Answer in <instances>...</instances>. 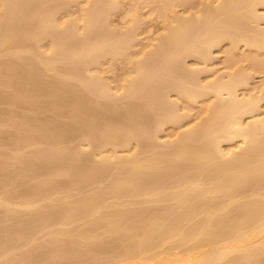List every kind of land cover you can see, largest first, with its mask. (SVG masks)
I'll return each mask as SVG.
<instances>
[{
  "label": "rangeland",
  "instance_id": "obj_1",
  "mask_svg": "<svg viewBox=\"0 0 264 264\" xmlns=\"http://www.w3.org/2000/svg\"><path fill=\"white\" fill-rule=\"evenodd\" d=\"M229 1L0 0V24L2 26V21L10 15L9 27L13 26V31L8 28L11 34L7 31L13 37L11 40L10 36L4 38L6 27L4 30L1 27L5 34L0 33V164L5 163L7 170L15 172L19 167L22 170L21 164L25 163L27 171L23 168L19 172L31 173L29 165L33 172L32 178L28 174L32 180L27 183L14 179L6 183L0 176V264H91L95 261V264H114L121 260L119 254L124 255L126 249V252L133 249L136 254L138 247L143 256V247L147 243L152 247L157 236H163L158 238L163 240L159 247L157 238L154 240L156 253L164 252L161 247L170 244V247L177 245L174 249L180 246L177 251L183 249V255L188 256V250L198 239H207L205 236L210 234L214 237L215 231L208 233L215 224L207 235L203 237L200 231L199 236L191 240L192 234H197L195 225L206 221L208 203L216 201L213 202L215 207L219 203L220 209L213 208V212L219 210V216L226 208L223 210L220 205L228 198L233 199L231 202L236 206L231 208V203L228 212H236L237 217L238 212L244 213L251 220L253 214L249 215L244 206L240 209L236 204L253 200L255 189L253 195L250 194L253 199H246L249 192L244 193V199L242 191L237 195L235 191L241 185H234L233 190V186L224 188L231 181L230 174L223 176L229 178L227 181L217 176L218 169L216 172L213 169L223 167L229 158L222 157V152L218 154L216 147L222 148L223 154L235 149L239 158L246 150L244 146L254 149H250L253 142L243 144L240 138L234 135L238 139H233L230 135L221 137L217 146L212 138H207L221 131L218 127L226 129L224 125L232 117L229 112L221 111L227 102L222 97L226 96L221 97L206 86L223 76L224 80L232 77L239 82L236 87L239 100L254 101L245 108L246 113L243 108L237 110L242 114L244 111L242 120L264 118V5L253 2V9L249 11L250 0H231L234 5ZM227 2L233 6H228ZM241 34L253 42L249 39L247 44L240 40ZM11 76L14 85L9 80ZM23 83L28 85V88L24 85L26 90L22 88ZM15 85L19 89L15 90ZM21 89L25 92H20ZM199 131L204 134L193 135ZM256 135V138L252 136L254 141L261 140L258 146L255 143L257 156H251L248 161L260 162L259 167L264 168V159L259 161L264 153V132ZM201 136L204 141L200 140ZM198 140L202 143L210 140L209 144L206 142L210 147L206 148L210 149L211 156L194 159L191 153L186 154L192 145L201 143ZM46 146L51 149L47 150L49 153ZM41 151L47 152L46 156ZM48 155L57 163L49 165ZM40 160L47 167L41 165ZM231 165L228 169L225 164L224 169L239 170L242 164L239 166L234 160ZM235 165L239 168L233 167ZM249 171V177L256 173L258 178H264V169L261 173L255 169ZM19 172L13 174L17 177ZM39 175L42 181H38ZM256 179L252 180V187L257 189L262 183L258 182L260 179L255 183ZM250 185L246 184L247 189ZM238 194L243 197L242 201ZM260 194L264 206V193ZM260 197L257 196V200L261 201ZM27 203L29 206L25 205ZM204 204L208 205L207 210ZM191 205L189 210L187 207ZM259 205L258 211L263 208ZM199 206L206 214L197 209ZM172 208L177 209L176 212H171ZM187 209L195 212L184 218L183 212ZM255 213L259 214L257 210ZM231 214L233 216H225L227 219L223 215L224 219L218 222L223 224V220L233 217L227 222L232 227L236 220L238 224L244 217L237 219L236 214ZM258 216L252 218V224H256ZM254 219L257 221L253 222ZM222 224L218 225L222 227ZM183 228L185 235H182ZM164 229L167 233L173 231L166 237ZM146 237L154 239L151 243L146 240L142 247L141 242ZM257 238L254 240H259ZM133 245L135 249L131 248ZM147 246L144 252L154 251L155 247L153 250L148 247L150 251ZM263 249L257 248L252 253L248 250L251 258L247 259L248 251L242 250L246 262L240 258L241 263L263 264ZM258 252H261L257 255L260 258L255 257ZM158 254L148 256L154 258L150 264H159L164 256L155 260ZM239 254L236 253V264ZM146 256L147 253L144 258L140 257L144 260ZM231 256L233 258L235 253ZM140 257L137 262L141 261ZM132 260L128 261L132 264L136 258Z\"/></svg>",
  "mask_w": 264,
  "mask_h": 264
},
{
  "label": "bare ground",
  "instance_id": "obj_2",
  "mask_svg": "<svg viewBox=\"0 0 264 264\" xmlns=\"http://www.w3.org/2000/svg\"><path fill=\"white\" fill-rule=\"evenodd\" d=\"M232 1H233V0H232ZM229 2H230V3H233L234 1L231 2V0H230ZM229 2H227V5H228V6H229V5H231V6L234 5V3H233V5H232V4H230ZM249 2H250L251 4H250ZM249 2H248V5H247V6H249V11H251V10L253 9V6H254V5H253V2L256 3V5H258V4H262V5H264V0H250ZM237 3H238V2H237ZM250 5H251V7H250ZM245 9H248V7L245 8ZM250 9H251V10H250ZM3 18H4V17H3ZM5 18H6V20H3V21L1 20V21L3 22V24H2V26H1V24H0V29H1V30H0V33L3 32L4 27H6V28H5L6 30H4L5 32H7V31L9 32L8 28H9V29L11 28L12 30H11V29H10V30L13 31V26H12V27H11V26L9 27L10 23H9L8 20H9V18H10V15H7V17H5ZM4 21H7V22H4ZM4 24H5V25H4ZM11 24H12V23H11ZM1 27H3V30H2ZM11 31H10V32H11ZM8 32L6 33V35H4V38H6V37L8 38V36H10V35H9L10 32H9V33H8ZM3 33H4V32H3ZM3 33H1V34L3 35ZM4 34H5V33H4ZM10 34H11V33H10ZM12 34H13V33H12ZM5 36H6V37H5ZM12 38H13V37H12ZM12 38H11V36L9 37L10 40H11ZM0 39H2L1 36H0ZM239 39H240V40H243L245 43L247 42V44H248V43H249L248 41H249L250 38L248 39V38L245 37L243 34H241V38H240V36H239ZM250 41H252V40L250 39ZM252 42H253V41H252ZM256 42H257V41H256ZM210 43H211V42H210ZM214 43H215V41H214L213 43L210 44V47H211L212 44H214ZM63 52H64V50H63ZM0 68H1V67H0ZM13 68H15V67H13ZM11 69H12V67H11ZM0 70H1V69H0ZM230 78H231V79H226V80H224V76H223V77H221V79H219V80L217 79V81H215V82H214V81H213V82H210V83H208V84L206 85L207 88L209 87V89L212 90V91H214L217 95H220L221 97L224 96V95L226 96V97H222V98H224V99H227V100H224L225 102H226V101H227V102L225 103L226 105L224 104V106L221 107V111H222L224 114H227V113L229 112V113H228L229 116L232 115V117L230 116L229 123H228L227 125H224V126L230 127V130H229L227 127H226V129H227L228 131H227L226 129H223V127H218L217 130H219V128H222L221 131H219L221 134H220L219 132H216V134L212 133V134H214V137H215V135L217 136V139H216V137L214 138L213 135H210V134L208 135V136H210V137H207V138H212L211 140H213L214 143H215L217 146H219V143H220L219 140H220L221 137L224 138V137H228V136L231 135V138H233V139H234V138H235V139L240 138V139L242 140V143H243V144H245V143L248 144V142H249V143H252V142H253L254 144H253V143L251 144L250 149H251V147L255 149V148H256V147H255V145H256L255 143H257L256 146H258V144H259V142H258L259 139H256L257 142L254 141L255 138H256V136H257L256 134H257V133H260V131H261V132H264V131L261 130V129L264 130V118H262V117H261V118H259V117H258V118H257V117H256V118H252L253 120L251 119V120H249V122H248V121L245 122V121L242 120L241 117H242V115L244 114V111L242 110V112H243V114H242L241 112H238L237 110L239 109V111H240V108H243V109L246 108V109H247L248 107H250L251 103H254V101L252 102V100H250L249 98H248V100H247V99L239 100L238 96L236 95V93H237V89H236V87H238V85H240V84H239V82L237 83V80L234 81V79H232V77H230ZM9 80L12 82V84H11V82H10L9 84L14 85V84H13L14 81H12V76L10 77ZM9 80H8V82H9ZM13 80H14V77H13ZM8 82H7V83H8ZM15 84H16V83H15ZM18 84H20V83H18ZM18 84H17V85H18ZM6 85H7V84H6ZM24 85H27V83H23V85H22L23 87L20 86V85H18V86H20V87H22L23 89H25L26 86L24 87ZM29 85H32V84L29 83ZM8 86H9V85H8ZM18 86H17V87H18ZM17 87H16V85H15V88H14V87H12V88H14V89L16 90ZM204 87H205V86H204ZM27 88H28V85H27ZM27 88H26V89H27ZM18 89H19V87H18ZM23 89H21L20 92H25L26 89H25L24 91H22ZM18 91H19V90H18ZM18 93H19V92H18ZM20 94H21V93H20ZM3 96H6V95H3ZM6 97H7V96H6ZM0 98H1V96H0ZM4 98H5V97H4ZM7 98H8V97H7ZM222 98H221V99H222ZM2 99H3V98H2ZM17 99H18V98H17ZM222 100H223V99H222ZM246 109H245V113H246ZM230 112H231V114H230ZM247 112H248V111H247ZM240 113H241V114H240ZM240 115H241V116H240ZM230 120H231V122H230ZM257 130H258V131H257ZM214 132H215V131H214ZM190 133H191V132H190ZM199 133H200V134H199ZM255 133H256V134H255ZM203 134H204V132L201 133L200 131H199L198 133H195V134H194V132H193V135H198V136H200V135H203ZM218 134H219V135H218ZM254 134H255V136H254ZM205 135H207V134L205 133ZM205 135H204V137H205ZM226 135H227V136H226ZM234 135L237 136L238 138L235 137ZM258 135H259V134H258ZM85 136H86V135H85ZM87 136H88V135H87ZM232 136H233V137H232ZM252 136L255 137V138H252ZM88 137H89V136H88ZM96 137H98V136H96ZM251 138H252L253 140H252ZM89 139H90V138H89ZM89 139L86 137V140L89 141ZM215 139H216V142H215ZM227 139L230 140V138H227ZM227 139H224V140H227ZM233 139H231V140H233ZM200 140L204 141V140L202 139V136H201V139H200ZM205 140H206V139H205ZM241 140H240V141H241ZM91 141H92V140H91ZM91 141H90L89 143H91V145H92L93 141H92V142H91ZM198 141H199V140H198ZM207 141H208V144H209L210 140H207ZM207 141H206V142H207ZM221 141H222V140H221ZM251 141H252V142H251ZM259 141H261V140H259ZM47 142H48V141H47ZM199 142H201V141H199ZM206 142H204V143L201 142L200 144L198 143L200 146H199V145L197 146L196 144H195V146L192 145V146L190 147V150L187 151L188 153H186V152H185V153L188 154L189 156H190V153H191V157H193V158L195 157L196 159H200V158L203 159L204 156H207V157L211 156V155H210V154H211V153H210V149L207 150V148H206V147H210V145L207 146V143H206ZM262 142L264 143V141H262ZM44 143H45V142H44ZM105 143H106V142H105ZM183 143H185V141H184ZM205 143H206V144H205ZM211 143H212V142H211ZM45 144L47 145V143H45ZM102 144H103V143H102ZM48 145H50V142H48ZM203 145H206V146H203ZM252 145H253V146H252ZM263 145H264V144H263ZM100 146H101V145H100ZM103 146H104V145H103ZM46 147H47V146H46ZM46 147H45V148H46ZM50 147H51V146H50ZM96 147H98V146H96ZM193 147H194V148H193ZM202 147L205 148V150H204ZM47 148H48V147H47ZM47 148H46V151H47V150L51 151L50 148H48V149H47ZM192 148H193V149H192ZM217 148H218V149H217ZM243 148L246 149L245 152H243V154L240 153V154H241L240 157H239V158H236V156H237V157L239 156V153H237V155H236V152H237V151H235V149H234V150H231V149H230V151L228 150V151H226V152L223 154L224 151H221V150H223V149H222V148L220 149L219 147H216V148H215V151H216V152H219L218 154H220V153L222 152V154H221V156L223 155L222 157L228 156L230 159L228 158V159L225 160L226 163H224V164L222 165L223 167H221L223 170H222L221 168L219 169V167H218V168L213 169V171H215L216 169H218V173H219V174H218L217 176H220V177L223 178L224 180L226 179V180L228 181V179L230 178L231 181H228V183H229L230 185H229L228 183H226L227 181H225V182L223 181V183H226V184H227V185H225V186H228V185H229L228 187H225L224 184H223L224 188H229L230 186H231V187L233 186V187L231 188V189L233 190L234 185H237V186L239 185V187H240V185H241V187H242V186H243V187H246V184H247V185H248V184H251V185H250V187H251L250 189H253L251 192H250V189H247V188H249L248 186L246 187V189L244 188V190H242L243 187H242V188L240 187L239 190H235V191H236V195H237V193H239V192L242 191L241 194L243 193L242 196H243L244 199H245L246 195L244 196V193H248V192H249V197H248V195H247L248 198L246 197V199L248 200V199H253V198L255 199V198H256V199H255L256 201H255L254 199L251 200L252 202H251L250 200H248V201H247L248 204H246L247 202H246V201H245V202L242 201V200H243V199H242L243 197L240 196V195H239L240 193H239V194H238L239 197H238V196H236V197H238L239 200L242 199V200H241L242 202H240V203H238V204H236L235 201H234V202H235L236 205H239L240 209H241L242 206H244L245 209H244V207H243L242 210H243V209H244V210L247 209V212H250L249 215L253 214V216L251 215V217H250L251 220H253L252 218L254 217V215H255V216L257 215V214L255 213L256 210H257V213H259V214H258L259 216L257 215L259 219H257L258 221L255 220V219L257 218V216H256V217H254V218H255V219H254L255 221H253V222H256V221H257L256 224H252V221H251L250 219H249V220L247 219V218H249L248 215H246L247 217L244 216V213H242V212H245V211H242V212L240 211L242 214H240V213L238 212V215H239V216H242V215H243L247 220L244 219V217H241V218H240L239 216L237 217L236 212H234V211L231 212V211H230L231 213L236 214L237 219H238V218H240V219L243 218L244 220L242 219V221H240V219H239L238 224H237V220H236V225H238V226H236L235 224H234V225L232 224V225H233V226H232V227H233V230L231 229L232 227L228 226L229 221H231V219H232L233 217H232L230 220L228 219L229 221H228V220H223V222H225L226 225H227V226H226L225 223H223V224L225 225V226H224L221 222H218V221H219V220L222 221V219H224V217L227 216L228 214H229V216H227V217L233 216V214H231L230 212H228V211L231 210V209L228 210V208H227V207H229V205L233 202V199L228 198L229 200L227 199L226 202L223 201V202H224L223 206H222V204H221L220 206L222 207L223 210H224V208L226 207L225 210H226V209H227V210H226V211L224 210V213H225V214H224L223 212H222L223 214L219 212V214H220L219 216H217V213H218L219 210L213 212V208L215 207V204L213 205V202H216V201H213V202L211 201V203L209 202L210 204L208 203L209 206L206 204L208 207L204 204V209L207 210L206 207L208 208V210H207V214H206V211H205V210H204L205 212L202 211L203 209L201 210V206L197 207V209H200L203 213L206 214V215H205V216H206V221H205V220H202L201 223L199 222L201 225H200V224H196V225H195L196 228H197V225H199V226H198L199 230H198V229L196 230V228L192 227V229L194 228L195 231H197V234H196V232H194V230H192V232H194V236H193V234H192V238H191V237H190L191 234H190L189 238H191V240H192V239H195V237H198V236H199L198 234H199L200 231H202L203 234H201V235L204 237V234L207 235L208 231H211V227H212V225H214V224H215V225L213 226L214 228H215L219 223L222 224V225H221L222 227H220V225H218V226H219L221 229H222V228H223V229L221 230V232H219L218 230H219L220 228L217 226V227H218V228L216 227V229H217V231H218V232H217L216 229L214 230V228H212V232H209L208 235H209L210 233H213L214 231L217 232V233H219V234H217V233L214 232V233H213V234H214V237H212L213 235H211V234H210V236H205V238L207 237V239L209 238V240H211L210 242L205 241V240H207V239L202 238L201 235H200L201 239H203L204 241L201 240V239H198V240H197L198 242H197V241L194 242L195 244L193 243V244H192L193 246L191 245V250H190V249L188 250V251H190V252H189V253L185 252V253L189 254L188 256H184V255H183L184 252H181V251L183 250L182 248H181L182 250L179 251L180 253L177 251V250H179L178 248H180V246H178L177 249H174V247L176 248L177 245L174 246V247H170V244H169V245H168L169 248H168V246L165 245V246L169 249V250H167V248H166L165 246H163L164 242H163V244H162L163 247H161V248H164V249H165L164 252H163L162 250H160V252L157 251V253H156V251H155V250H156V247H155V246H157L156 244H154L155 249H154V251H152L153 248H154V247H153V242H154V240L157 238V239H156L157 241L155 240L156 242H158V243H157V244H158L157 247L160 246L159 243L163 240V239L161 240V238L158 239L159 237H163V236H157L155 239H154V238H151L152 240L154 239L153 242H152V244H151L153 248L150 246L152 250L149 249V248H150V247H149L150 244L147 243L148 240H150V243H151V239H150L149 237H146V238H148V239L145 238V240L142 241V242L140 241V242L142 243V247H143V242H146L148 246L146 245V243H144V244L147 246V248L149 247L148 249H149L150 251H152V252H154V253H152V252H151V253H149V252H144V250H146V246L143 247V248H144V250H143V256L140 255L139 252L142 251V250H139L138 247H137V251H138V252L136 251V254H139V255H136L135 252H132V251H134L133 249L131 250V252H129L130 250H128L129 253L126 252V251H127V249H126V251L124 250L125 252H123L124 255H122V253L120 252V254H119L120 257H118V259H119V258L121 259V260L119 259L120 261L117 262V261H114V259H113V261H114L115 263H117V264H131L130 261H128L129 259L132 260V258H133V260H135V258H136V261L133 262V263H135V262H137V258H138V257L141 256L142 258H144V256H145L146 253H147V256H146V258H145V259H146V262H145V259L142 260L141 257H140V259H141V261H142L143 263H145V264H150V263H151L150 260H154V258H153V259H149L148 256H151L152 254H158V253H159V254H161V255L158 254V256H156L155 260L158 259V257L162 256V254H163V256H164L163 258L160 259V262L157 260V261L159 262V264H221V263H223V262H224L223 264H233V263L236 264V263H235V261H236L235 259L237 258V257H236V256H237L236 253H237V254L240 253V254H239L240 257L238 256V262L241 263V259H240V258L245 257V255H246L245 258L247 259V258L249 257V255L252 253V251H255V252H256V251H257V250H256L257 248H259L260 250H261L262 248H264V235H263V233H264V206H263V204H261V203H263V201H262V196H261V194H260V193H264V181H263L264 178H262V179L258 178L259 175L256 174V173H255V176H256V177H255V176H254V177H251V176H252V175H251V176H250L251 178H250V177L248 176V175L251 174V172L249 171L250 169H252V170L255 169V170H257V171H259V172L261 173V170H263L264 168H260V167H259L258 164H259L260 162H259V163H256V162H255V163H254V162L252 163V162L250 161V162L253 164V165H252V164L248 161V160H250L251 158H253V157H251V156H253V155H255V157L257 156V155L255 154V153H256L255 151H257L256 149H255V151H254V149H252V150H248L249 148H246L245 146H244ZM100 149H102V147L99 148V150L97 149V151H100ZM216 149H217V150H216ZM219 149H220V150H219ZM240 149H241V147H239L238 151H239ZM244 149H242V151H243ZM191 150H192V151H191ZM49 151H47V152L49 153ZM189 151H190V152H189ZM252 151H253V152H252ZM41 152H43V153H41V154H44V155H45V153H47V152L44 153V151H41ZM239 152H241V150H240ZM254 152H255V153H254ZM253 153H254V154H253ZM41 154H40V155H41ZM183 154H184V153H183ZM206 154H207V155H206ZM224 155H225V156H224ZM34 156H37V154L34 155ZM45 156H46V155H45ZM263 157H264V153L262 154V158H259L260 160L257 159V161H258V160H259V161L263 160V159H264ZM36 158H37V157H36ZM195 158H194V159H195ZM205 158H206V157H205ZM249 158H250V159H249ZM47 159L50 160V161L48 160V164L50 163L49 165H52V163H54V162L57 163L54 159L52 160V158H51L49 155L47 156ZM57 159H58V158H57ZM57 159H56V160H57ZM102 159H103V157H102ZM236 159H238L240 162L238 163ZM51 160H52V161H51ZM59 160H60V159H58L57 161H59ZM100 160H101V159H100ZM231 160H232V161H231ZM234 160H235V164H237V165L242 164V165H241V169H240L238 166H236V165L233 166V167H235V168H236V167L239 168V170H238V169H235V171H237L236 174H235V171H234V169H233L232 167H230V169L232 168V171H233V172H232V171L228 172L227 169H224L225 164H227V167H228V169H229V166H230L231 164H234ZM61 161H62V160H61ZM61 161H60V162H61ZM102 161H103V160H102ZM227 161H229L231 164L227 163ZM245 161H247V163H246ZM18 162H19V161H18ZM18 162L16 161L17 164H18ZM60 162H58V163H60ZM244 162H245V163H244ZM0 163H2V162H0ZM40 163H41V165H44V166L47 167V165H46L44 162H42L41 160H40ZM62 163H63V161H62ZM249 163H250V164H249ZM4 164H5V163H4ZM4 164H0V171H1V173H0L1 175H0V176H2L1 179H4V180H1V179H0L1 181H4V182L7 183V181H9V180H10V181H13V180H11V179H14L15 181H18V182H20V183H22L21 181H23L24 183H25V182L27 183V182L29 181V179H31V178L33 177L32 174H31V173H33V172L31 171V167H30V165L28 166V168H30V172H31V173H29V172H28V173H27V172L24 173V172H19L20 167H19L18 169H17V168H14L15 170L17 169V171H15V170L13 169L15 172H11L12 169L10 168L11 170H7V169H9V168H8V166H7L6 164H5V165H4ZM19 164H21V163H19ZM19 164H18V165H19ZM24 164H25V163H24ZM24 164H23V163L21 164V165L23 166V168L27 166V165H24ZM63 164H64V163H63ZM148 164H150L149 166L154 165V163H148ZM228 164H229V165H228ZM243 164H244V166H243ZM247 164H248V168L251 166V167L249 168V170H248V168H247ZM254 164H255L256 166H258V167H256ZM3 165H4L5 167H4ZM21 165H20V166H21ZM146 165H147V164H146ZM146 165H145V166H146ZM2 166H3L5 169H4ZM13 166H15V165H13ZM22 166H21V167H22ZM231 166H232V165H231ZM239 166H240V165H239ZM245 166H246V167H245ZM17 167H18V166H17ZM48 167H49V166H48ZM244 167L247 168V169L244 170V169H245ZM23 168H22V170H23ZM144 168L146 169V168H148V167H144ZM225 168H226V167H225ZM256 168H257V169H256ZM32 169H33V166H32ZM148 169H149V168H148ZM260 169H261V170H260ZM6 170H7L8 172H7ZM20 170H21V169H20ZM22 170H21V171H22ZM25 170L27 171V169L24 168L23 171H25ZM28 170H29V169H28ZM33 170H34V169H33ZM93 170H94V169H93ZM93 170H92V172L94 173ZM95 170H96V169H95ZM240 170H244V171H241V172H240ZM9 171H10V172H9ZM34 171H35V170H34ZM246 171H247V172H246ZM16 172H19V175L17 174V177L15 176L16 174H13V173H16ZM97 172H98V171H97ZM215 172H216V171H215ZM231 172H232L233 174H231ZM244 172H245V173H244ZM248 172H250V173H248ZM7 173L10 174V177H9V174L7 175ZM20 173H23L24 175H23V174H20ZM35 173H36V172H35ZM35 173H34V175H35ZM37 173H39V172H37ZM37 173H36V174H37ZM90 173H91V172H90ZM93 173H91L92 176H94ZM2 174L4 175V178H3V175H2ZM25 174H26V175H25ZM28 174L31 175V178L29 177L30 175H28ZM95 174H96V173H95ZM229 174H230V177H229V178H228V177H223V176H229ZM239 174H240V175H239ZM243 174H245V176H244ZM262 174H263V176H264V172H263V171H262ZM5 175H6V176H5ZM40 175H41V174H40ZM40 175H39V177H38V181H42V179H43V177L41 178ZM215 175H216V173H215ZM221 175H222V176H221ZM231 175H232V176L234 175V176L232 177ZM235 175H236V176H240V177H237V178H236ZM246 175H247V177H246ZM253 175H254V173H253ZM257 175H258V177H257ZM7 176H8L9 178H8ZM13 176H15V178L18 179V180H16L15 178H11V177H13ZM243 176H244V177H243ZM260 176H261V175H260ZM263 176H262V177H263ZM28 177H29V178H28ZM46 177H47V176H46ZM94 177H96V175H95ZM97 177H98V176H97ZM248 177H249V179H248ZM227 178H228V179H227ZM256 178H258V179H256ZM250 179H251V180H250ZM253 179H256V180H254L255 183H256V181H258L259 179L262 180V181H260V180L258 181V182L262 183V185H261L260 183L257 182L259 185H261V186H259V187L257 186V187H258L257 189H258V190L260 189L259 191L256 189L255 186H254V188L252 187V185H254V182L252 181ZM31 180H32V179H31ZM33 180H34V178H33ZM47 180H49V178H48ZM132 180H133V179H132ZM248 180L251 181V183H250ZM10 181H9V182H10ZM35 181H36V180H35ZM130 181H131V179H130ZM29 182H31V181H29ZM252 182H253V184H252ZM6 183H5V184H6ZM244 185H245V186H244ZM223 186H222V187H223ZM237 186H235V188L238 189ZM222 187H220L221 190H222ZM260 187H262V188H260ZM220 189H219V190H220ZM231 189H229V191H230ZM254 189H255V191H256V195H255V193H254V196H255V197L251 198L250 196L253 195V192H255ZM261 189H263V190H261ZM3 190H4V188H3ZM3 190H2V191H3ZM37 190H38V193H39V189H36V192H37ZM223 190H224V189H223ZM246 190H248V191H246ZM227 191H228V190H227ZM245 191H246V192H245ZM217 192H218V191H217ZM232 192H234V191H232ZM258 192H259V195H258ZM221 193H222V192H221ZM221 193H220V194H221ZM225 193H226V192H225ZM229 193H230V192H229ZM250 194H251V195H250ZM234 195H235V193H234L232 196H234ZM232 196H231V198H232ZM257 196H259V197L261 196L259 199H261L262 202H261L260 200H257ZM225 197H226V196H225ZM228 197H230V195H229ZM241 197H242V198H241ZM240 198H241V199H240ZM263 198H264V197H263ZM222 199H225V198L222 197ZM222 199H221V200H222ZM234 199L237 200V198H234ZM231 200H232V202H231ZM183 201H184V200H183ZM208 201H209V200H208ZM243 202H244L246 205H249V206H246ZM254 202H255V203L257 202V203H256L257 206H258L259 203H260L259 207H260V206H263V208H262L260 211H258L260 208H259V209H258V208L256 209L257 206H255V203H254ZM258 202H259V203H258ZM220 203H222V201H221ZM241 203H243L244 205H240ZM251 203H252V205H251ZM33 204H34V203H33ZM211 204H212V205H211ZM218 204H219V203H218ZM218 204H216V205H217V206H216L217 208L219 207ZM253 204H254V206H253ZM25 205H28V203L25 204ZM31 205H32V204H31ZM231 205L233 206V203H232ZM231 205H230V206H231ZM28 206H29V205H28ZM205 206H206V207H205ZM210 206H211V207L213 206L212 209L210 208ZM189 207L191 208V207H193V206L191 205V206H188V207H187V208L190 210ZM216 207H215V208H216ZM223 207H224V208H223ZM235 207H236V206L234 205V206L231 207V208H235ZM247 207H251V209H248ZM253 207H254L255 210L253 209ZM202 208H203V207H202ZM229 208H230V207H229ZM188 209H187V211L183 212V213L185 214V215H184V218H185V217L187 218V216L189 215V213H192V211H194V210L189 211ZM191 209H192V208H191ZM193 209H196V208L194 207ZM209 209H211V210H209ZM218 209H220V208H218ZM237 209H238V208H237ZM240 209H238V210H240ZM252 209H253L255 212L253 211V213H252V211H250V210H252ZM174 210H175V209H174ZM174 210H173V208H172V211H171V212H173ZM176 210H177V209H176ZM176 210H175V212H176ZM214 210H215V209H214ZM223 210H221V211H223ZM233 210H234V209H233ZM196 211H197V210H196ZM198 211H199V210H198ZM198 211H197V212H198ZM235 211H237V210L235 209ZM177 212H178V211H177ZM187 212H188V213H187ZM194 212H195V211H194ZM173 213H174V212H173ZM186 213H187V214H186ZM200 213H201V212H200ZM203 213H202V214H203ZM254 213H255V214H254ZM196 214H197V213H196ZM221 214H222V215H221ZM230 214H231V215H230ZM246 214H248V213H246ZM190 215H191V214H190ZM197 215H198V214H197ZM199 215H200V214H199ZM223 215H224V217H223ZM193 216H194V215H192L191 218H193ZM205 216H204V219H205ZM220 216H222V217H220ZM188 217H190V216H188ZM195 217H198V216H195ZM202 217H203V216H202ZM219 217H220V218H219ZM227 217H225V219H227ZM236 217H235L234 219H236ZM181 218H182V217H181ZM191 218H189V219H191ZM215 218H217V219L219 218V219L217 220V219H215ZM214 219H215V220H214ZM213 220H214V221H213ZM216 220H217L218 224L216 223ZM183 221H184V219H183ZM186 221H187V219H186ZM189 221H190V220H189ZM212 221H213V222H212ZM179 222H180V221H179ZM181 222H182V221H181ZM190 222H191V221H190ZM190 222H189V223H190ZM202 222H203V223H202ZM227 222H228V223H227ZM232 222H233V221H232ZM232 222H231V223H232ZM234 222H235V220H234ZM240 222H242V223L239 224ZM184 223H185V222H184ZM187 224H188V223H187ZM187 224H186V225H187ZM216 224H217V225H216ZM174 225H175V224H174ZM174 225H172V226L174 227ZM176 225H177V223H176ZM180 225H181V224H180ZM186 225H184V226H186ZM240 225H241V228L239 227ZM234 226H236L235 229H234ZM170 227H171V226H170ZM173 227H172V228H173ZM176 227H178V225H177ZM226 227H227V228L229 227V229H227ZM208 228H210V229H208ZM239 228H240V229H239ZM165 229H166V228H165ZM165 229H164V232L167 231V230H165ZM169 229H170V228H169ZM177 229H178V228H177ZM189 229H191V228H189ZM237 229H239V230H237ZM174 230H175V229H174ZM178 230H180V228H179ZM178 230H177V231H178ZM183 230H184V228L182 229V233H183L182 235H185V234H184L185 232H184ZM206 230H207V231H206ZM228 230H230V231L232 230V231H231V232H228ZM172 231H173V230H172ZM172 231L170 230L171 233H172ZM177 231H176V232H177ZM187 231H188V230H187ZM205 231H206V232H205ZM129 232H130V231H129ZM131 232H132V231H131ZM154 232H155V231H154ZM170 232H169V233H170ZM174 232H175V231H174ZM190 232H191V231H190ZM204 232H205V233H204ZM150 233H151V232H150ZM152 233H153V232H152ZM165 233H166V237H167V234L169 235V233H167V232H165ZM178 233L181 234V232H178ZM178 233H176V234H177L176 236L179 235ZM186 233H187V232H186ZM200 233H201V232H200ZM173 234H174V233H173ZM173 234H172V235H173ZM188 234H189V233H188ZM215 234H217V235H215ZM148 235L150 236V234H148ZM182 235H181V236H182ZM151 237H152V236H151ZM153 237H154V236H153ZM169 237H170V236H169ZM256 237H258L259 240L255 241L254 239H256ZM211 238H213V239H211ZM258 238H257V239H258ZM170 239H173L172 236L170 237ZM146 240H147V241H146ZM158 240H160V241H158ZM185 240H186V239H185ZM185 240H184V241H185ZM253 240H254V241H253ZM189 241H190V240H189ZM193 241H194V240H193ZM199 241H200V242L203 241L204 245H203V243L200 244ZM224 241H225V243H224V244H221V243L224 242ZM156 242H154V243H156ZM182 242H183V241H182ZM182 242H181V243H182ZM205 242H207V244H206ZM141 243H140V244H141ZM166 243H167V242H166ZM189 243H190V242H189ZM196 243H199V245H196ZM160 244H161V243H160ZM178 244H179V243H178ZM182 244L185 245V244H188V243L185 242V243H182ZM182 244H181V246L183 247ZM173 245H174V244H173ZM179 245H180V244H179ZM194 245H195V246H194ZM134 246H136V245H133L131 248H133ZM137 246H138V245H137ZM139 246H140V245H139ZM140 247H141V246H140ZM142 247H141L140 249H142ZM184 247H185V246H184ZM249 247H250V248H249ZM253 247H257V248H254V249H255V250H254ZM135 248H136V247H134V249H135ZM251 248H252L253 250H252ZM170 249H172L173 251L176 250L178 253H176V251H175V252H170V251H172V250H170ZM249 249H251V250H249ZM149 250H147V251H149ZM166 250H167V251H166ZM184 250H185V249H184ZM186 250H187V249H186ZM242 250H244V251H245V250H247V251L249 250L251 253L248 251V252H246L245 255H242L243 253H245L244 251L242 252ZM263 250H264V249H263ZM161 251H162V252H161ZM239 251H240V252H239ZM262 252H264V251H262ZM127 253H128V254H127ZM133 253H134L137 257L134 256ZM148 253L151 254V255H148ZM234 253H235V256L232 258L231 255H233ZM260 253H261V252L256 253L255 257H256L257 255H259ZM144 254H145V255H144ZM254 254H255V253H254ZM125 255H126V257H127L128 259H127V258H125V259L121 258V256L124 257ZM263 255H264V254H263ZM252 256H253V255H252ZM261 256H262V254H261ZM134 257H135V258H134ZM153 257H154V256H153ZM229 257L231 258V259H230L231 262H229ZM253 257H254V256H253ZM253 257H252V258H253ZM262 257H263V256H262ZM262 257H261V258H262ZM147 258H148V259H147ZM249 258H251V257H249ZM257 258H260V257L257 256ZM104 259H105V258H104ZM122 259H123V260H122ZM227 259H228V260H227ZM232 259H233V262H232ZM102 260H103V259H102ZM133 260H132V261H133ZM234 260H235V261H234ZM243 260H244V261H243ZM248 260H250V259H248ZM262 260H264V259H262ZM83 261H85V260H83ZM83 261H81V262H83ZM105 261H108L107 258H106ZM141 261H139V262H137V263L139 264ZM226 261H228V262H226ZM242 261H243L244 263L246 262V260L243 259V258H242ZM250 261H251V260H250ZM257 261H258V259H257ZM109 262H110V261H109ZM111 262H112V260H111ZM152 262H155V261H152ZM238 262H237V264H239ZM247 262H249V261H247ZM260 262H261V261H260ZM86 263H87V262H86ZM86 263H85V264H86ZM89 263H90V262H89ZM95 263H96V261H95ZM95 263H92V262H91V264H95ZM98 263H99V262H98ZM102 263H103V262H102ZM115 263H114V264H115ZM133 263H132V264H133ZM137 263H136V264H137ZM256 263L259 264V262H256ZM82 264H83V263H82ZM108 264H109V263H108ZM112 264H113V262H112ZM140 264H142V263H140ZM155 264H156V263H155ZM241 264H242V263H241ZM247 264H248V263H247ZM254 264H255V263H254ZM261 264H262V263H261ZM263 264H264V263H263Z\"/></svg>",
  "mask_w": 264,
  "mask_h": 264
}]
</instances>
